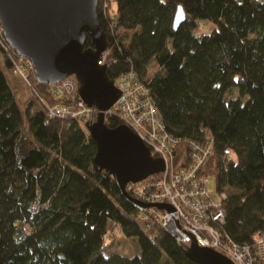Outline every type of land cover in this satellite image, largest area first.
<instances>
[{
  "label": "trees",
  "instance_id": "16d2710c",
  "mask_svg": "<svg viewBox=\"0 0 264 264\" xmlns=\"http://www.w3.org/2000/svg\"><path fill=\"white\" fill-rule=\"evenodd\" d=\"M98 15L109 76L139 70L168 131L213 138L202 171L227 191L224 229L242 243L264 232V0H99ZM0 48L13 69L15 49ZM39 87L50 97V84ZM96 152L77 120L33 101L22 109L0 63V264H199L187 243L141 218L117 178L96 169ZM120 233L137 251L107 255Z\"/></svg>",
  "mask_w": 264,
  "mask_h": 264
},
{
  "label": "built area",
  "instance_id": "2783aa9c",
  "mask_svg": "<svg viewBox=\"0 0 264 264\" xmlns=\"http://www.w3.org/2000/svg\"><path fill=\"white\" fill-rule=\"evenodd\" d=\"M0 27V42L10 46ZM105 50L99 63H105ZM13 71L19 74L32 91L40 109L50 116L71 117L88 131L87 121L97 118L98 109L86 103L79 92V82L70 74L50 83V97L39 87L34 62L15 52ZM120 96L107 111L118 114L150 147L154 156L164 158L163 171L139 181H130V195L148 203H168L171 210L156 205L142 207L141 218H149L168 228L175 237L188 245L196 240L228 256L235 264H264V232L256 231L251 241L239 242L224 227L227 212L223 200L226 189H210V175L202 171L213 146V138L199 140L178 136L166 128L161 114L150 95L148 85L139 70L123 72L115 79ZM52 94V96H51ZM183 147V151L179 149Z\"/></svg>",
  "mask_w": 264,
  "mask_h": 264
},
{
  "label": "water",
  "instance_id": "95a60500",
  "mask_svg": "<svg viewBox=\"0 0 264 264\" xmlns=\"http://www.w3.org/2000/svg\"><path fill=\"white\" fill-rule=\"evenodd\" d=\"M98 6L99 0H0V24L7 43L18 54L33 60L39 83H55L74 74L86 103L98 109L97 118L86 122L97 144L96 169L113 174L123 193L141 208L156 205L171 210L168 203L144 202L126 190L128 182L163 171L166 163L164 158L152 154L128 124L110 127L106 123V113L120 96V89L109 76L107 64L98 62L109 48ZM185 17L186 11L180 4L174 26L178 27ZM87 35L93 41L90 47L85 46ZM186 254L199 264H235L228 256L196 240Z\"/></svg>",
  "mask_w": 264,
  "mask_h": 264
},
{
  "label": "rangeland",
  "instance_id": "374dc122",
  "mask_svg": "<svg viewBox=\"0 0 264 264\" xmlns=\"http://www.w3.org/2000/svg\"><path fill=\"white\" fill-rule=\"evenodd\" d=\"M115 6L116 5L114 4L112 9H115ZM0 63L2 64L8 76L9 82L13 90L15 91L16 99L18 100L20 107L23 109L27 101H33V109H39L40 108L39 104L34 99L32 91L27 85V83L23 80V78L19 74L15 73L13 69L5 65L4 52L2 51L1 48H0ZM156 67H157L156 64L151 61L150 63L147 64L146 71L144 72V74L151 73L152 71L156 69ZM235 89L237 91V88ZM216 183H217L216 178L210 175L209 188L213 190L216 189L217 188ZM115 251H120V252L128 253V254H131L132 252L135 253V251H137L136 242L126 237L124 234L120 233L118 235L116 244L109 246L108 248L105 249L104 252L107 255H109ZM137 253H140V250H138Z\"/></svg>",
  "mask_w": 264,
  "mask_h": 264
}]
</instances>
